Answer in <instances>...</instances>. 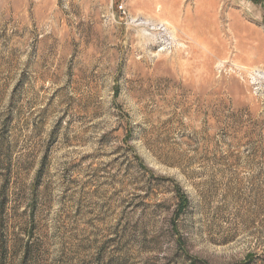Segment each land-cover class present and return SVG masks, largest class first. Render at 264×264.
I'll use <instances>...</instances> for the list:
<instances>
[{
	"label": "rangeland",
	"instance_id": "obj_1",
	"mask_svg": "<svg viewBox=\"0 0 264 264\" xmlns=\"http://www.w3.org/2000/svg\"><path fill=\"white\" fill-rule=\"evenodd\" d=\"M0 264H264V0H0Z\"/></svg>",
	"mask_w": 264,
	"mask_h": 264
},
{
	"label": "trees",
	"instance_id": "obj_2",
	"mask_svg": "<svg viewBox=\"0 0 264 264\" xmlns=\"http://www.w3.org/2000/svg\"><path fill=\"white\" fill-rule=\"evenodd\" d=\"M176 193H177V198L180 201L179 207H178V211H177V215L184 209V207L187 204V198L186 196L182 193V191L177 188L176 189Z\"/></svg>",
	"mask_w": 264,
	"mask_h": 264
}]
</instances>
